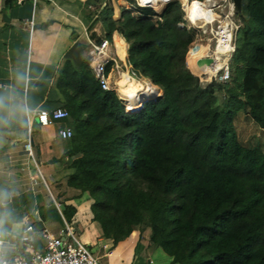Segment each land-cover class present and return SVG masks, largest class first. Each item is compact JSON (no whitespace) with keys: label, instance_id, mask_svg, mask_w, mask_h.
Here are the masks:
<instances>
[{"label":"trees","instance_id":"obj_1","mask_svg":"<svg viewBox=\"0 0 264 264\" xmlns=\"http://www.w3.org/2000/svg\"><path fill=\"white\" fill-rule=\"evenodd\" d=\"M97 3L90 30L100 22L102 31L91 37H121L132 69L161 96L127 110L85 61H66L55 88L72 131L67 186L88 195L114 246L148 232V249L171 264H264V151L244 146L234 125L243 111L264 134V0H242L230 78L208 84L186 62L208 29L179 26L182 0L118 17L111 0ZM74 213L64 208L68 221Z\"/></svg>","mask_w":264,"mask_h":264},{"label":"crops","instance_id":"obj_2","mask_svg":"<svg viewBox=\"0 0 264 264\" xmlns=\"http://www.w3.org/2000/svg\"><path fill=\"white\" fill-rule=\"evenodd\" d=\"M94 4L95 0H0V236L19 246L27 225L54 235L72 225L81 240L87 236L88 246L96 249L103 264H171L160 249H148V232L143 241L133 232L115 246L102 237L92 220L88 195L67 186L68 140H62L59 131L69 126V119L50 126L36 119L39 111L62 109L55 80L66 61L76 68L85 61L93 73L90 49L97 42L91 33L99 36L102 31L100 22L90 30L99 13ZM117 41L122 42L123 55L118 49L116 53L126 63L127 45L114 35L116 47ZM27 142L31 155L24 148ZM66 206L75 210L69 221ZM28 245L39 248L41 242Z\"/></svg>","mask_w":264,"mask_h":264},{"label":"built area","instance_id":"obj_3","mask_svg":"<svg viewBox=\"0 0 264 264\" xmlns=\"http://www.w3.org/2000/svg\"><path fill=\"white\" fill-rule=\"evenodd\" d=\"M166 1H159L156 4L155 0H135V3L140 8H155ZM186 3H188L186 9L184 6L181 7L185 23L179 26L196 30L208 29L209 37L205 45L207 51L201 58H213L210 67H218V69L212 77L219 83H226L230 78V62L236 50V36L241 26L236 17L233 1L199 0L186 1ZM116 49L115 43L107 39L100 43H91L93 73L102 90L115 92L124 107L133 110L141 107L144 102L145 98L139 97L143 92H137L135 96L130 97L121 91L120 82L124 78L133 82L142 78L132 69L128 61L125 63L119 60ZM108 65L110 69L106 71ZM143 87L150 88L151 93L156 91L150 82ZM160 96L159 90V93L157 91L148 98L155 99ZM36 119L39 125L50 126L68 120L69 115L64 109H57L51 113L43 110L36 114ZM59 136L62 140L70 139L71 128L63 127L59 131ZM24 148L28 155H31V143L27 142ZM28 233L32 236L26 235ZM36 241L41 242V247L34 248L28 245ZM19 243L18 246L16 242L10 243L0 236V264H103L99 257L91 253L88 244L82 242L72 225H66L58 235L47 230L36 231L32 225H27Z\"/></svg>","mask_w":264,"mask_h":264},{"label":"rangeland","instance_id":"obj_4","mask_svg":"<svg viewBox=\"0 0 264 264\" xmlns=\"http://www.w3.org/2000/svg\"><path fill=\"white\" fill-rule=\"evenodd\" d=\"M193 1V0H191ZM111 4L114 6V16L118 17L120 15V11L126 7H128L129 9H132L133 5L136 6L135 0H111ZM188 3H186V0H183V6L185 8V6H187ZM238 13H236V17L237 20H242L243 16L242 15H237ZM209 34L207 36H204V39L206 38V40L208 39ZM204 39L201 42H197L196 45H194L192 48H190V50L192 49V51L190 53H192L195 48L201 47L204 45V43L206 44V40L204 41ZM121 41H117V49H118V53L120 55H123V47L121 45ZM189 50V51H190ZM189 53V52H188ZM187 53V58H186V62L188 65V68L192 70V72L194 74H196L193 70L192 67L189 66L188 63V56L189 54ZM197 77L199 78V80H201L202 83L204 84H208L210 82H212L213 80H215L213 77L207 76L204 74L200 75V74H196ZM201 76V77H200ZM139 83L141 84V86H145L146 83H148L147 81L144 80H138ZM138 83V84H139ZM140 89V87H137ZM159 92V90H158ZM217 98H218V102L219 104H222L224 102V94L221 93H217ZM145 100H150L145 99ZM143 100V101H145ZM234 125H235V129L238 135V139L239 141L246 147H260L263 151H264V134L263 132L250 120V118L243 112L240 111L236 118L234 119ZM145 235V240L147 239L146 233ZM87 236L84 234L82 236V242H84L85 244L89 245V239L86 238ZM143 241V240H141ZM91 253L94 254L96 253V249H90ZM95 255V254H94Z\"/></svg>","mask_w":264,"mask_h":264},{"label":"bare ground","instance_id":"obj_5","mask_svg":"<svg viewBox=\"0 0 264 264\" xmlns=\"http://www.w3.org/2000/svg\"><path fill=\"white\" fill-rule=\"evenodd\" d=\"M155 1H156V4H158L159 1H163V0H155ZM157 6H159V5H157ZM206 51H207V48L205 46L204 47H198L195 52L191 53L188 56V63H189V66L193 68V70L196 74H200V75L205 74L207 76L212 77V74H214V72L218 69V67H203V68H197L196 67V60L198 58H201L202 56H204ZM137 87H140V89L138 88V90H137ZM120 89L124 94H126L130 97L135 96V94H137V92H143L142 95L139 96L140 99L141 98L146 99L148 97H151V96L155 95L158 91L156 89V91H153L151 93L150 88L145 89L143 86H141V84L135 83L133 81H129V80H127V78H124L123 80H121Z\"/></svg>","mask_w":264,"mask_h":264},{"label":"water","instance_id":"obj_6","mask_svg":"<svg viewBox=\"0 0 264 264\" xmlns=\"http://www.w3.org/2000/svg\"><path fill=\"white\" fill-rule=\"evenodd\" d=\"M234 4V9L236 13H240L241 11V2L242 0H232ZM213 64V58H198L196 60V67L203 68V67H210Z\"/></svg>","mask_w":264,"mask_h":264},{"label":"clouds","instance_id":"obj_7","mask_svg":"<svg viewBox=\"0 0 264 264\" xmlns=\"http://www.w3.org/2000/svg\"><path fill=\"white\" fill-rule=\"evenodd\" d=\"M2 105H3V98L0 97V106H2Z\"/></svg>","mask_w":264,"mask_h":264}]
</instances>
